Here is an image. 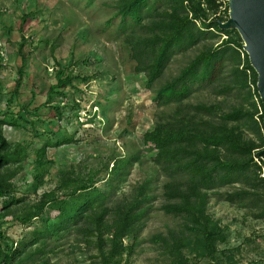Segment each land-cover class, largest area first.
Listing matches in <instances>:
<instances>
[{"label":"rangeland","instance_id":"obj_1","mask_svg":"<svg viewBox=\"0 0 264 264\" xmlns=\"http://www.w3.org/2000/svg\"><path fill=\"white\" fill-rule=\"evenodd\" d=\"M125 1L0 0V118L7 120L3 130L11 150L22 146L27 155L3 169L13 185L0 204V230L13 242L6 264H264V219L258 217L256 198L241 192L246 185L229 183L203 192L196 217L171 212L168 178L153 161L156 150L149 151L144 142L158 120L177 110L175 104L158 103V88L201 51L242 41V48L233 47L225 57L222 78L186 103L213 105L219 114L246 113L238 128L260 145L253 155L264 178L259 81L256 87L251 72H243L249 53L242 24L225 27L235 0H217L221 5L213 17L221 28L237 32L217 31L214 38L176 54L152 87L145 73L137 71L128 42L139 29L122 30L121 17H116ZM61 68L73 84L51 93ZM62 138L72 141L56 145ZM44 146L47 158L38 166ZM121 160L126 165L114 174ZM89 180L106 194L105 201L82 221L57 230L56 200L69 199ZM7 203L10 207L2 209ZM133 207L138 222L112 256L109 224L115 213ZM105 210L108 225L101 242L95 224ZM207 226L217 237L214 254L206 245ZM5 246L0 241V259Z\"/></svg>","mask_w":264,"mask_h":264},{"label":"trees","instance_id":"obj_2","mask_svg":"<svg viewBox=\"0 0 264 264\" xmlns=\"http://www.w3.org/2000/svg\"><path fill=\"white\" fill-rule=\"evenodd\" d=\"M220 5L217 0H127L118 6L116 17H121V29L131 26L139 29L129 36L128 42L137 63L136 69L145 73L149 87L163 77L176 54L214 38L219 31L228 35L237 32L221 28L219 18L213 17ZM242 44V41L229 40L201 51L176 77L157 90L158 103L175 104L177 110L171 118L158 120L155 128L146 132L144 142L149 151L156 150L153 161L168 178L165 190L171 212L196 217V207L203 192L229 183H244L246 186L241 192L245 197L256 198L260 207L258 217L264 219V178L253 155L260 145L254 139L245 138L238 128V122L246 113L234 110L219 114L213 105L197 103L188 107L186 103L194 93L215 85L222 78L225 57L233 47L242 48ZM245 62L243 72L245 75L251 72L252 82L257 87L259 75L247 53ZM56 78L57 84L51 87V93L56 88L73 84V77L67 75L65 69H59ZM262 105L264 107V103ZM261 118L264 120V112ZM5 123L6 118H0V204L2 198L13 191L3 169L11 161L21 162L27 156L22 146L11 150L12 146L4 135ZM71 141L72 138H62L56 145ZM46 158L47 146H44L38 151V166L44 165ZM125 165V160L118 161L113 173L120 174ZM77 189L78 192L71 194L69 199L56 200L59 203L56 208L59 220L54 225L57 230H64L71 222L82 221L105 201L106 194L92 180L85 181ZM230 200L235 201V198ZM10 202L17 203L18 200L11 198ZM3 207L7 209L10 206L7 203ZM106 212L96 217L95 231L99 233L101 242H104L103 235L108 225L104 218ZM115 215L114 223L109 224L112 256L117 253L122 238L134 230L139 213L133 207ZM204 236L209 254H214L216 234L207 226ZM0 241L7 242L4 258L0 259V264H6L12 259L13 242L1 230Z\"/></svg>","mask_w":264,"mask_h":264},{"label":"water","instance_id":"obj_3","mask_svg":"<svg viewBox=\"0 0 264 264\" xmlns=\"http://www.w3.org/2000/svg\"><path fill=\"white\" fill-rule=\"evenodd\" d=\"M242 24L246 51L259 75V88L264 101V0H235L228 24Z\"/></svg>","mask_w":264,"mask_h":264}]
</instances>
